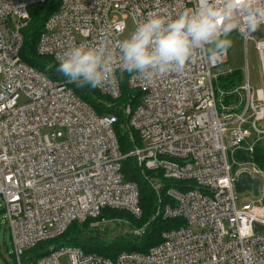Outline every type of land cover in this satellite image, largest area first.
Returning <instances> with one entry per match:
<instances>
[{
  "label": "built area",
  "instance_id": "1",
  "mask_svg": "<svg viewBox=\"0 0 264 264\" xmlns=\"http://www.w3.org/2000/svg\"><path fill=\"white\" fill-rule=\"evenodd\" d=\"M201 2L60 0L44 24L37 53L59 66L57 55L70 44L95 42L105 32L119 41L129 16L135 28L150 14L175 17ZM45 3L0 0V198L15 264H24L25 253L73 223L98 220L104 209L139 220L138 186L122 173L128 158L156 195L152 220L181 224L164 231L147 253L109 259L75 247H50L28 264H60L65 255L69 264H264V168L256 158L264 144V39L234 31L245 44L255 43L260 89L250 85L247 72L246 81L234 88L218 87L220 76L235 72H215L228 63V52L216 62L198 60L182 76L148 83L137 75L120 78L118 71L112 84L97 87L112 100L121 97L122 82L140 93L135 106L129 102L123 108L132 148L122 154L116 116H99L67 83L51 81L22 61L23 31L34 7ZM243 172L260 181L259 197L239 207L235 182ZM146 228L131 234L142 237Z\"/></svg>",
  "mask_w": 264,
  "mask_h": 264
},
{
  "label": "clouds",
  "instance_id": "2",
  "mask_svg": "<svg viewBox=\"0 0 264 264\" xmlns=\"http://www.w3.org/2000/svg\"><path fill=\"white\" fill-rule=\"evenodd\" d=\"M262 26L264 0H202L175 17L150 14L115 43L105 32L95 42L70 44L58 53L56 70L80 87L110 85L118 71L155 83L186 74L200 59L219 61L234 31L251 35Z\"/></svg>",
  "mask_w": 264,
  "mask_h": 264
},
{
  "label": "trees",
  "instance_id": "3",
  "mask_svg": "<svg viewBox=\"0 0 264 264\" xmlns=\"http://www.w3.org/2000/svg\"><path fill=\"white\" fill-rule=\"evenodd\" d=\"M59 1L60 0H46V3L43 6L38 10H33L31 12V21L23 31L24 43L20 52L21 59L25 64L42 73L49 80L67 83L68 86L73 89L75 94L82 101L86 102L99 116H116L118 121L114 125V133L118 140L120 152L122 154H127L132 148V145L130 136L124 127L125 117L123 108L129 102L135 106L138 102L140 93L130 90L125 82H122L121 97L118 100H112L103 96L96 88H91L90 86L80 87L75 83H69L66 81L67 78L57 72L56 69L58 68V65L52 58L40 56L37 53V46L43 32L44 24L49 16L57 10ZM119 75V77L122 78L127 74L120 73ZM241 79L242 77L234 72L232 74L220 76L217 85L221 90L228 91L237 86ZM256 158L257 163L264 168V150L262 147L257 149ZM122 173L126 181L133 182L138 186L142 217L139 220L132 218V225L140 228L147 225L144 236L133 237L131 234L130 238H121L113 243L102 242L95 238L86 239L85 236L82 235V232L100 233L109 231L122 224L117 222L120 217L121 219L122 217H129L128 212L126 211L104 209L98 220L88 219L83 223H73L63 235L53 240L42 242L25 253L21 258V261L24 264L35 262L46 256L50 247L55 249L62 247H75L81 249L85 254H95L109 259H114L122 252L147 253L151 247L157 245L161 241V236L164 231L175 228L177 225L181 224V221L179 220H163L162 218H157L154 221L152 220L157 207V198L152 188L143 179L139 169L136 167L132 159L128 158L123 161ZM171 185V181H166L167 187ZM166 200L167 199H165V202ZM0 213L3 215L4 212L2 209H0ZM102 219L110 222L106 224L101 223L97 228L91 226L93 222L101 221ZM1 248L2 246H0V255L4 257L5 253H9L15 264L16 260L13 254V249L10 251L5 244L6 252L3 253Z\"/></svg>",
  "mask_w": 264,
  "mask_h": 264
},
{
  "label": "rangeland",
  "instance_id": "4",
  "mask_svg": "<svg viewBox=\"0 0 264 264\" xmlns=\"http://www.w3.org/2000/svg\"><path fill=\"white\" fill-rule=\"evenodd\" d=\"M40 6L34 7V10H38ZM122 19V15H119ZM125 29L123 34L121 35V39L130 33L134 29V22L132 18L129 16L125 20ZM257 41L264 39V27H261L252 35ZM233 44L232 47L228 50V63L217 69L215 72L226 73L228 71H235L238 75H240L243 81H246V72L248 73V80L252 87L255 89H260L263 87V79H262V67H261V58L259 52L256 50L255 43L253 41H248L245 44L244 39L240 38V36L233 32L232 33ZM1 80V78H0ZM68 81V80H66ZM70 83V82H69ZM25 102V98L20 96L19 103L22 104ZM264 126V122L262 123ZM43 134H48V130H43ZM264 150V144L261 146ZM241 156H236V161H241ZM255 198L249 193H241L238 194V204L239 207H242L245 204H249L253 202ZM3 201L0 198V209L2 207ZM129 217H121L118 219L120 226H117L115 229L105 231V232H82V235L85 236L86 239H99L102 242L113 243L121 238H130L132 230L137 228L132 225L134 216L128 212ZM135 219V218H134ZM0 246H2L1 251L6 252L5 244L11 251L12 247L10 244V234L8 230L5 228V222L3 220V215L0 213ZM113 224V223H111ZM5 243V244H4ZM60 264H69L68 257L62 256L59 259ZM0 264H14L13 259L9 255V253H5L4 257L0 255Z\"/></svg>",
  "mask_w": 264,
  "mask_h": 264
},
{
  "label": "water",
  "instance_id": "5",
  "mask_svg": "<svg viewBox=\"0 0 264 264\" xmlns=\"http://www.w3.org/2000/svg\"><path fill=\"white\" fill-rule=\"evenodd\" d=\"M260 181L256 178H252L250 174L241 173L235 182V192L237 194L249 192L254 198L259 197ZM256 230H262V227L255 225Z\"/></svg>",
  "mask_w": 264,
  "mask_h": 264
}]
</instances>
